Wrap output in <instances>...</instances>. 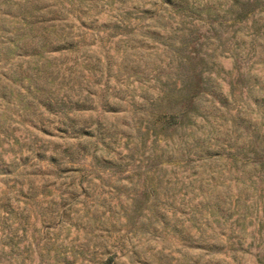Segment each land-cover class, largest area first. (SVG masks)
Wrapping results in <instances>:
<instances>
[{
	"label": "rangeland",
	"instance_id": "374dc122",
	"mask_svg": "<svg viewBox=\"0 0 264 264\" xmlns=\"http://www.w3.org/2000/svg\"><path fill=\"white\" fill-rule=\"evenodd\" d=\"M37 2L56 15L51 46L67 52L52 56L62 66L78 59L73 72L91 95L76 123L90 135L15 125L13 148L40 145L48 156L72 144L87 153L78 174L48 179L26 200L17 235L28 249L0 262L95 264L115 254L113 264H264V0ZM95 153L119 167L101 169ZM154 194L169 208L183 194L194 197L189 208L203 197L201 226L211 239L221 233L215 248L190 249L155 220Z\"/></svg>",
	"mask_w": 264,
	"mask_h": 264
},
{
	"label": "trees",
	"instance_id": "16d2710c",
	"mask_svg": "<svg viewBox=\"0 0 264 264\" xmlns=\"http://www.w3.org/2000/svg\"><path fill=\"white\" fill-rule=\"evenodd\" d=\"M14 4L17 5V9L12 10L11 0H0V134L2 135L0 137V259L3 260L7 256L28 249V246H23V250H19L21 241L20 236L17 235L19 229L24 231L26 220L23 212L27 201L38 191L45 192L49 189L46 184L48 179L68 178L78 174L80 167L77 165V158L87 153L84 146L78 148L77 145L73 148L72 144H65L66 146L61 150H58L55 144L48 156H45L46 147L40 145L17 144V147L13 148L12 143L7 139L16 129L15 125L22 126L28 121L30 127L40 133L54 130L67 134L70 138L90 135L85 123L78 127L76 123L77 114H82L88 109L87 102L90 101L91 95L89 89L83 92L79 74L73 72L78 59H73L70 66L65 64L62 66V59L56 55L52 56L54 52H59L56 46H51L55 45L52 44L54 41L52 29L57 21L56 15L52 12L49 16L47 12L50 11L45 12L37 0H17ZM11 22L14 23L10 25ZM59 53L61 55L64 53V56L67 54V52ZM10 107L17 108L21 113L19 119L12 117ZM11 124L14 126L11 127ZM14 141H17V138L14 137ZM4 142L8 143L7 148L2 146L1 143ZM93 157L101 169H106L107 166L119 167L113 158L99 157L96 153ZM42 158H47L46 167L41 164ZM83 175L87 176L85 173ZM37 180L39 184L36 183ZM40 180H44L43 183ZM70 187L72 189V184L71 186L67 184L66 189ZM79 189L83 196H86L85 191ZM193 198H186V194H183L179 200L181 206L169 208L165 207L159 196L154 194L151 203L153 215L155 220L164 225L170 223L171 230L178 233L183 244L188 243V248L201 250L205 247L206 251H210L215 248V242L221 233L216 235L218 236L216 240L211 239L215 235L214 232L207 233L200 222L202 208L205 206L203 197L189 208L188 202ZM215 199L214 206L219 209L218 203H222V197L220 199L216 196ZM18 202L22 206H19ZM104 205L107 204L102 202L91 206H94L96 211L98 206ZM70 206L71 204L56 212L54 218H62ZM17 213L18 216L15 218ZM220 214V217H223V210ZM50 217L53 218V214L49 216L47 222L49 225ZM191 228H196L197 235L189 232ZM132 253H135L134 250ZM114 258L115 254H112L95 264H113ZM210 261L211 259H208L204 264H214ZM197 263V260L188 261V264Z\"/></svg>",
	"mask_w": 264,
	"mask_h": 264
}]
</instances>
